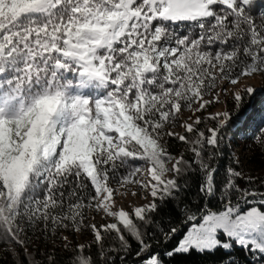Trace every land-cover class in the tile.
Returning <instances> with one entry per match:
<instances>
[{
	"label": "snow or ice",
	"instance_id": "snow-or-ice-1",
	"mask_svg": "<svg viewBox=\"0 0 264 264\" xmlns=\"http://www.w3.org/2000/svg\"><path fill=\"white\" fill-rule=\"evenodd\" d=\"M256 75L264 0H0V238L27 253L22 224L68 231L60 239L71 264H115L113 254L126 264L131 241L139 264L233 247L264 264V191L231 166L217 184L232 115L208 111L222 94L241 107L257 90L223 85ZM206 112L212 124L201 129ZM172 138L193 159L174 157ZM253 139L264 152V128ZM192 175L204 200L195 205L181 195ZM129 194L148 203L117 209L116 196ZM170 203L180 219L165 225L158 215ZM89 210L114 222L88 223ZM113 233L117 243H105ZM77 234L92 235L95 258L73 246Z\"/></svg>",
	"mask_w": 264,
	"mask_h": 264
},
{
	"label": "trees",
	"instance_id": "trees-1",
	"mask_svg": "<svg viewBox=\"0 0 264 264\" xmlns=\"http://www.w3.org/2000/svg\"><path fill=\"white\" fill-rule=\"evenodd\" d=\"M264 81V76L256 75ZM243 79V78H242ZM224 84L230 85L228 82ZM264 89V88H263ZM244 95V92L242 93ZM210 97V96H209ZM209 97H206L209 98ZM227 110L232 115V121L229 129L224 133L223 140L221 143V149L223 150V155L219 158V171L216 173V182L219 184L224 180L225 169L228 166L237 168V170H243L245 175L250 176L246 172V168L242 164L233 163V159L236 158V153L234 149H239L240 147L249 146L252 143H255L253 148V154L250 156L249 160H261L264 158V152L257 146L259 141L253 139L251 133H255L258 128H264V94L261 96L257 93L254 97L245 96V100L241 107L237 108L235 103L228 101ZM184 112H187L186 110ZM206 124H202L199 127L205 129L206 126H211L212 122L207 121V112L204 113ZM186 134V133H183ZM188 135V134H186ZM189 145L180 142L176 138H172L169 141V151L174 157H179L181 154L184 155L185 159H193V155L188 151ZM241 161L242 159L239 158ZM136 163H143L137 161ZM169 167L171 165L169 164ZM142 175L138 174V178L141 179ZM254 187L259 191H264V184L261 182L264 181V176L254 177ZM200 177L198 175H192L191 180L189 181L188 189L183 192L181 195L183 201H186L190 204L203 203V197L199 195V184ZM238 183L241 186H245V181L240 180ZM116 186V185H113ZM214 206H215V202ZM253 205H244L241 202L242 209L251 207ZM180 219V205L169 204L166 208L161 209L158 220L163 221L165 225L168 221L176 222ZM26 228L27 236L22 235L21 239L28 241L27 253H25L23 248H20L18 245L6 243L2 238H0V264H40V261L45 260L47 255H54L56 258V264H71L67 259L68 256L72 255V249L69 248L68 251H65L62 240L58 235L61 232H68L61 230L57 233L56 237H52L47 233H42L41 227L28 228L26 223L22 224ZM156 230L159 231V223L156 226ZM180 237L169 244L168 247L171 248ZM59 239V240H55ZM105 243L115 244L117 243L115 239V233L111 235L110 238L106 239ZM132 243V253L129 254L126 260V264H139V261L135 258V252L137 250V245L135 241ZM73 246L78 245L77 242L72 241ZM85 248L91 247V255L95 258L97 256V246L93 242V237L91 236L85 243ZM155 250L163 251V248L157 247ZM27 256V259L25 258ZM231 256L232 260L235 261V264H257L258 257H254L249 253L244 252L238 247H233L231 252L217 251L212 255H192L189 257H180L177 256L173 259L172 264H224L225 258ZM35 258V259H34ZM111 259L115 261V264H121L120 259L117 255L113 254ZM97 264H100L98 261Z\"/></svg>",
	"mask_w": 264,
	"mask_h": 264
},
{
	"label": "rangeland",
	"instance_id": "rangeland-1",
	"mask_svg": "<svg viewBox=\"0 0 264 264\" xmlns=\"http://www.w3.org/2000/svg\"><path fill=\"white\" fill-rule=\"evenodd\" d=\"M224 88H227L229 93H233V92H240L241 94L244 92V90L247 87H253L257 90V93H259V95H263L264 94V81L259 78V77H254V78H243L241 79V81L237 84V85H227L224 84L223 85ZM207 99H211V96ZM225 100V96L222 94L220 96V101L221 103L215 107H210L208 109L209 112L212 113H216V112H222L225 110V107L228 108V103L225 106V104L223 103V101ZM228 101L230 102H234L231 98V95H229L228 97ZM189 113L188 112H184V116L182 117V119H187ZM176 131L180 132L181 134L184 133L182 128H177ZM253 133H251L250 136H252ZM255 143L250 144L249 146L246 147H240L239 149H234L236 156L242 159V165L244 166V168H246V172L251 176V177H260V176H264V158L261 160H249L250 156L253 154V148H254ZM147 174H143L141 179H147ZM115 187V186H114ZM132 187V191H136V187L135 186H130ZM121 191H123V189H121ZM142 195V194H141ZM151 199V197H149V200ZM116 208L120 209L123 208L125 211L129 212L130 214L133 213V210L135 207L141 206L143 204L148 203V200H144L141 198V196H136L133 197L132 195H127V196H120L117 195L116 196ZM95 215V219L93 220L92 217ZM87 217H88V223H96L97 226L104 224L106 222H114L109 218H102L103 217V213L100 214H95L93 211L89 210L87 212ZM68 235V232H61L58 235L59 237H63ZM92 235L90 234H86V235H75V236H69V240L71 241H75L78 244H83L91 237ZM55 240H59V239H55Z\"/></svg>",
	"mask_w": 264,
	"mask_h": 264
}]
</instances>
